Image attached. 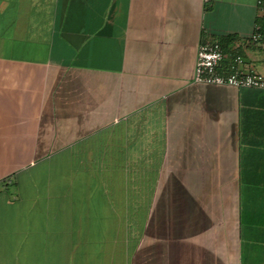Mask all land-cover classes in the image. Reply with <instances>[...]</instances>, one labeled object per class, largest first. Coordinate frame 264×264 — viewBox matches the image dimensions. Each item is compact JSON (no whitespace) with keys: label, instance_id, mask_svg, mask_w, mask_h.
<instances>
[{"label":"crops","instance_id":"1","mask_svg":"<svg viewBox=\"0 0 264 264\" xmlns=\"http://www.w3.org/2000/svg\"><path fill=\"white\" fill-rule=\"evenodd\" d=\"M256 1L0 0V264H264Z\"/></svg>","mask_w":264,"mask_h":264},{"label":"built area","instance_id":"2","mask_svg":"<svg viewBox=\"0 0 264 264\" xmlns=\"http://www.w3.org/2000/svg\"><path fill=\"white\" fill-rule=\"evenodd\" d=\"M256 14L264 17V2H255ZM248 43L264 49V32L257 25L248 38ZM223 58L219 45L215 42H203L197 47L192 82L214 86H227L235 89H252L264 91V78L253 72L237 71L235 65L241 63L239 57H234L231 73H218L219 64Z\"/></svg>","mask_w":264,"mask_h":264}]
</instances>
